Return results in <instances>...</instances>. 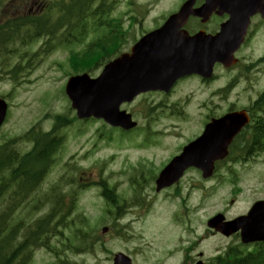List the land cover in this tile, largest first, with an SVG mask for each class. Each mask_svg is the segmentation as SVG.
I'll return each mask as SVG.
<instances>
[{
    "label": "rangeland",
    "instance_id": "obj_1",
    "mask_svg": "<svg viewBox=\"0 0 264 264\" xmlns=\"http://www.w3.org/2000/svg\"><path fill=\"white\" fill-rule=\"evenodd\" d=\"M164 1L147 19L129 28L124 45L129 46L127 50L137 39L163 23V11L177 7L181 2ZM129 11V0H120L115 15L123 17L126 26ZM219 21L216 18L213 24ZM255 25L259 26L258 21ZM260 28L247 48H244L245 45L239 53L245 63L254 62L264 55V25ZM43 41L24 48L32 51L31 59L24 58L21 63L24 68L20 74L27 75L25 81L15 84L6 72L0 76V97L4 95L9 104L6 121L0 130V143L23 135L41 120L43 130H50L51 116L54 114L75 115L64 87L69 75L74 74L68 59L71 49L82 46H60L48 55H33ZM19 60L18 55L14 57V62ZM28 63L31 65L28 66ZM103 67L90 71V75L98 76ZM216 74L212 88L209 82L189 79L170 95L149 93L123 104L121 109L130 112L138 122V126L132 130L110 129V125L103 120L94 119L77 120L64 130V144L57 154L56 165L38 189L33 203L63 173L77 187L89 184L80 188L74 214H87L95 230L93 234L99 236L100 240L90 251L75 253L67 250L62 255L74 264H112V254L118 252L132 253L134 264H181L187 256L195 257L199 252L210 259L230 246L240 247L239 237L211 233L206 223L218 211H224L227 217L232 218L247 212L255 201L264 199L262 156L249 162L240 159L235 162L233 159L240 157L239 152H235L232 160L229 158L221 163L213 179L205 180L199 170L190 169L175 188L160 192L155 190L153 178L174 155L180 153L186 143L202 133L211 114L221 115L231 104H235V107L247 106L264 86V75L253 72L252 76L259 78L254 83L241 82L228 94L214 95L215 88L217 91L226 87L230 77L227 71L217 70ZM251 84L255 88L250 90ZM30 146L22 142L16 147L25 152ZM131 178L136 183L135 195L145 185L144 194L152 200V209L148 215L138 216L124 208L123 216L115 218L112 213H107V198L102 195L104 186L109 196L118 199L122 195L129 199ZM65 186L66 190L70 188ZM33 203L20 209L29 221L43 215L49 208V204H45L34 210ZM177 211L182 215V220L177 218ZM109 225L112 231L109 229L107 233H102V227ZM61 229L63 236L53 238L59 248L73 234L69 227ZM55 260L53 253L39 248L34 253L33 264H48Z\"/></svg>",
    "mask_w": 264,
    "mask_h": 264
},
{
    "label": "water",
    "instance_id": "obj_2",
    "mask_svg": "<svg viewBox=\"0 0 264 264\" xmlns=\"http://www.w3.org/2000/svg\"><path fill=\"white\" fill-rule=\"evenodd\" d=\"M194 4L195 0H188L161 28L142 37L132 48V54H123L107 64L99 77L91 78L88 74L71 77L66 92L72 107L77 109V116L104 118L113 126L129 130L137 122L130 113L120 109L123 102H130L149 90L169 91L185 74L196 72L210 77L217 61L227 67L235 64L234 52L244 40L249 17L257 12L264 17V0H207L199 8H193ZM217 7L231 15L215 36L197 34L188 39L180 30L191 14L204 16ZM7 107L0 99V127ZM248 120L245 111L212 120L200 137L185 145L182 153L161 170L156 180L157 190L176 183L190 166L201 169L205 178L210 177L215 162L228 155L234 136ZM208 226L227 236L241 231L243 243L264 241V200L256 202L247 214L231 220L218 213L208 220ZM115 264H132V260L118 254Z\"/></svg>",
    "mask_w": 264,
    "mask_h": 264
},
{
    "label": "trees",
    "instance_id": "obj_3",
    "mask_svg": "<svg viewBox=\"0 0 264 264\" xmlns=\"http://www.w3.org/2000/svg\"><path fill=\"white\" fill-rule=\"evenodd\" d=\"M92 0H66L60 2L55 7L50 8L42 18H29V23L34 26L31 38L40 35L55 36L57 30L62 31V41L69 38L76 40L85 35L88 27H91L97 36L81 52H74L70 56L73 67L76 70L90 71L98 67L103 61L116 55L122 50L118 43L125 40V32L120 27L119 31L99 32L106 25L100 23L105 19L112 21L108 17L109 12L104 10L100 14H95L94 20L90 21L85 16L88 11V4ZM108 0H103L105 4ZM41 19H44L41 22ZM20 24H15L11 20L0 22V76L4 72L9 75L15 84L22 83L19 65L12 62L8 56L9 44L21 36ZM24 44L25 39L21 40ZM264 93L254 103L255 124L257 127L252 131V140L245 141L237 149L241 153L249 151H264ZM260 113V117L258 114ZM55 124L50 131H44L36 126L32 127L22 138H9L0 143V199L8 196L12 202L5 210L0 211V264H32L33 251L40 247H46L56 253L59 257L61 251L56 249L52 242V237L58 234L59 227L64 224L71 207L66 205V196L61 193L56 194V199L52 203L49 214L38 219L32 226L19 224L11 230L6 229L8 220L30 193L43 181L50 166L53 163L54 155L61 147L64 139L61 129L71 125L75 118H70L69 113H57L53 115ZM37 126H40L38 123ZM20 139L29 140L34 143L32 149L21 155L14 147ZM22 225L27 228L23 232ZM70 226V222L67 227ZM74 233L77 237L75 224ZM21 236V238H19ZM70 240V246L74 252H80L78 246H72L74 241ZM68 247L64 246L63 251ZM249 250V251H247ZM240 251V252H238ZM231 248L225 255H220L215 260L218 264H264V242L257 243L252 249L248 246L244 250ZM247 251V252H244ZM53 264H70L67 260L59 259Z\"/></svg>",
    "mask_w": 264,
    "mask_h": 264
},
{
    "label": "flooded vegetation",
    "instance_id": "obj_4",
    "mask_svg": "<svg viewBox=\"0 0 264 264\" xmlns=\"http://www.w3.org/2000/svg\"><path fill=\"white\" fill-rule=\"evenodd\" d=\"M163 0H158V4L161 3ZM186 0H181L180 3L184 2ZM205 0H196V6H200ZM135 2H139V0H136ZM157 4V5H158ZM178 9L175 7V8H172V9H168L165 13V15H170L174 12H176ZM259 15H256L252 18L251 20V23H253V20ZM219 16L217 15H213L211 16L207 21H205L204 23H202L201 19L199 17H196V16H191L186 24V27L185 29L188 30V32L193 35L195 34L196 32H198L199 30H204L206 33H209V34H215L218 30H219V27L216 28V24H213L212 22H214L213 19L217 18ZM223 17L225 20L229 17L228 14H224ZM248 33H249V30H248ZM217 66L221 67V70L222 71H227L230 73V77H229V81L227 83V86L229 84L230 87H233L235 82H237V84L230 90V92H232L235 88L239 87L241 82H245L246 84H249V83H254L255 81H257L259 78H256L254 77L255 80L253 79H250L249 77L247 76H243V74L241 73V69H242V66H234V67H231L229 69H224L223 66L221 64H217ZM237 71V73H235ZM203 80V79H202ZM205 81V80H203ZM212 81V80H211ZM206 82V81H205ZM210 82V81H209ZM180 83L177 82L176 83V86L174 87V89L172 91L175 90V88L177 87V85ZM226 86V87H227ZM211 88H212V82H211ZM250 88H255V85L251 84L250 85ZM262 91H264V88L262 89ZM212 109V108H211ZM236 110L235 107H229L228 108V111H234ZM249 114H250V111L248 110ZM250 117H251V114H250ZM209 120H212V114L210 115L209 117ZM251 120H252V117H251ZM213 233V232H212ZM197 260H190V259H187L184 261L183 264H188V263H194L196 262Z\"/></svg>",
    "mask_w": 264,
    "mask_h": 264
}]
</instances>
